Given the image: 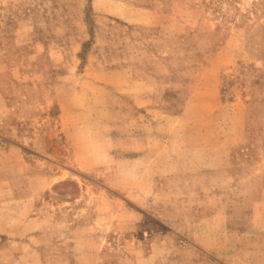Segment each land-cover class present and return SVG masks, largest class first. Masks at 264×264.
Wrapping results in <instances>:
<instances>
[{"label": "rangeland", "instance_id": "obj_1", "mask_svg": "<svg viewBox=\"0 0 264 264\" xmlns=\"http://www.w3.org/2000/svg\"><path fill=\"white\" fill-rule=\"evenodd\" d=\"M196 144L230 175L150 172ZM222 188L264 198V0H0V264H148Z\"/></svg>", "mask_w": 264, "mask_h": 264}, {"label": "crops", "instance_id": "obj_2", "mask_svg": "<svg viewBox=\"0 0 264 264\" xmlns=\"http://www.w3.org/2000/svg\"><path fill=\"white\" fill-rule=\"evenodd\" d=\"M155 143L157 149L162 142ZM160 153L162 150H151L148 154L150 172L158 176L197 175L209 170L230 175L229 167L206 166L207 158L199 144L191 150H182V155L178 157L181 170L177 171H159L161 163L158 160L168 159L167 156L160 157ZM144 157L140 156L139 160H144ZM210 159L220 160L216 157ZM222 189V195L221 190H216L212 194L191 199L186 219L177 214L179 204L176 198L167 201L164 206L167 230L149 236L148 264H264V198L249 202V211L241 219L244 225L238 227L233 224L230 214V197L233 194ZM244 202L248 203L246 199ZM170 241L174 243L171 245Z\"/></svg>", "mask_w": 264, "mask_h": 264}]
</instances>
